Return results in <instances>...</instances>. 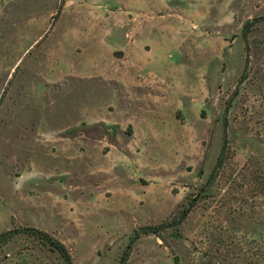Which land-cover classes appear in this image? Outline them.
Returning a JSON list of instances; mask_svg holds the SVG:
<instances>
[{
	"label": "rangeland",
	"instance_id": "obj_1",
	"mask_svg": "<svg viewBox=\"0 0 264 264\" xmlns=\"http://www.w3.org/2000/svg\"><path fill=\"white\" fill-rule=\"evenodd\" d=\"M29 229L264 264V0H0V264H65Z\"/></svg>",
	"mask_w": 264,
	"mask_h": 264
},
{
	"label": "trees",
	"instance_id": "obj_2",
	"mask_svg": "<svg viewBox=\"0 0 264 264\" xmlns=\"http://www.w3.org/2000/svg\"><path fill=\"white\" fill-rule=\"evenodd\" d=\"M246 27L247 26L245 25V28ZM223 148H225V147H223ZM220 162L221 161L218 160L217 166H219ZM190 210H191L190 206L186 207L182 211L180 216L178 217V220L176 221V224L181 223L184 220V218L189 214ZM155 229H156V227H146L144 230L146 232H149V231L155 232L154 231ZM29 230L30 231H28V232L35 233V235L39 236L42 239L44 244L48 245L53 250L57 251L59 253V255L62 257V259H63L65 264H73L70 252L68 251V249L65 247V245L60 240H58L56 238H53V237H50V236H48L47 234H45V233H43L41 231H36L34 229H29ZM13 234H14V232H12V231H9V232L5 233L3 235L4 239L2 240V243H6L7 241H9ZM132 244H133V240L129 243L128 248L123 253V255H122V257H121V259L119 261V264H125L128 256H129V249L131 248Z\"/></svg>",
	"mask_w": 264,
	"mask_h": 264
}]
</instances>
